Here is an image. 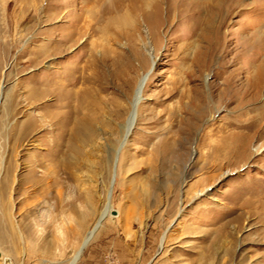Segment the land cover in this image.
Instances as JSON below:
<instances>
[{
	"label": "rangeland",
	"instance_id": "1",
	"mask_svg": "<svg viewBox=\"0 0 264 264\" xmlns=\"http://www.w3.org/2000/svg\"><path fill=\"white\" fill-rule=\"evenodd\" d=\"M76 1L0 0V264H67L77 250L74 264H264V0H215L199 20L178 15L183 0H153L148 20L124 0L121 38L92 32L38 56L68 25L56 8ZM74 65L66 89L92 115L71 141L55 81Z\"/></svg>",
	"mask_w": 264,
	"mask_h": 264
},
{
	"label": "bare ground",
	"instance_id": "2",
	"mask_svg": "<svg viewBox=\"0 0 264 264\" xmlns=\"http://www.w3.org/2000/svg\"><path fill=\"white\" fill-rule=\"evenodd\" d=\"M110 1H112L110 4L107 2V0H80V1H76L75 5H69L68 4L69 1L65 4H63V3L59 4V7L56 8V14L60 15V13L63 12V8L65 10L63 12V14L61 13V18L59 21L60 22H62V21L66 22L67 21L68 25L63 27L64 28L63 30L55 27L54 28L55 37L54 38H48L47 41L45 42V44L42 45L40 51L37 52L36 54L38 56L40 54V56L45 57V56H47L48 52H50V51L57 52V53L65 52L69 47L74 45L83 36H91L92 32H94L96 35L97 34L106 35L107 31L111 30L114 32L115 38H119V37L121 38L123 36V33L121 31H119L118 28L113 29L112 24L117 19V17L119 16V13L123 11L125 3H124V0H110ZM127 1H128V13L127 14H135V13L139 12L145 19L148 20L149 16L152 14L151 11L149 10V8L152 9L153 0H127ZM79 3H80V5H79ZM96 3L99 4L98 8L100 7L99 8L100 13L97 12V14L91 16V12H90L91 7L90 6L92 4L94 5ZM181 5L183 8L179 9V11L177 13H178V15L180 14L179 16L182 17V19L184 16H187V17H194V18H197L199 20V17L201 15L205 14L208 11L211 12L213 6L214 7L217 6V2L215 0H183L181 2ZM171 8L169 7V11H168L169 13L171 11ZM150 31H151V33L156 34V24L150 23ZM83 41H85L83 46L88 47L90 41L87 42L86 38ZM54 43H55V46L53 45ZM146 49H147L146 54H147L148 60H149V66H148L146 72L141 73L139 75L137 82L133 88L131 98L129 101V110H128V113H127V116L125 119V125H123L125 128H127L128 125L130 124V121L132 119V115L135 111V106H137V104L139 103L138 101L140 99L139 98L140 90L142 89V85H143L144 81L149 76L150 70H151L153 62H154V56H152V54H151L152 49L150 48V46H146ZM119 57H121V56L118 54L117 58H119ZM76 65L70 66V68H72V69L68 73H66L63 77L60 76L57 79V83L55 81V84L59 89L57 94L60 97V101H59L60 103L58 102L59 104L56 105V108L60 110L59 113L63 116L62 125L65 128V130H64L65 133L69 134L66 136H68L69 139L71 138L70 139L71 141L84 140L82 138L84 137V134H85V130H86L85 128H87V126H89L88 125V124H90L89 119H91V115H92L91 111H89V113L88 112L85 113L81 110L79 111V108L73 107V105L75 104V101H74V104L72 105L74 91L72 89H68V90L66 89V87L68 85L71 84V86H73L74 84H76L80 78L78 74L76 75V72H78V71L75 72L76 67H79ZM87 67H88L87 65L82 67L84 72H85V68H87ZM83 80L86 83L91 84V86H92V84L98 83V82H96V79H92L90 76L88 77L87 75L83 77ZM86 94L87 93H85L83 95L86 98L84 100L91 104L93 98L87 97ZM56 100H57V98H56ZM58 100H59V98H58ZM89 103H88V105H89ZM61 109H63V110L61 111ZM90 110H91V108H90ZM125 128H124V130H125ZM65 138H67V137H65ZM245 142H246V140L244 141L241 137L233 134L232 135V153H236L240 149L244 148V146L246 144ZM53 155H54V158L57 161H59L58 150H56ZM29 172H30V175H32V178L35 179V181L37 183L38 182L41 183V181H42V183H44L43 181L46 178L45 177L46 175L44 176L45 178L37 176L34 168L30 169ZM52 176L53 175H51V177L49 179L50 181L48 180L51 183L50 186L51 185H53V186L58 185L60 183V179H59L60 177L57 178V177H52ZM29 178H31V176ZM110 181H109V184H110ZM30 182H31V180H30ZM46 183H47V181H46ZM44 187H46V186L44 185ZM56 187H58V186H56ZM41 188H42V186H41ZM90 235H91L90 231L88 233H86V235L84 236V238L82 240L81 246H83L87 243V241L90 238ZM77 252H78V250L74 253L73 257L68 261L67 264L73 263L76 255H77Z\"/></svg>",
	"mask_w": 264,
	"mask_h": 264
},
{
	"label": "water",
	"instance_id": "3",
	"mask_svg": "<svg viewBox=\"0 0 264 264\" xmlns=\"http://www.w3.org/2000/svg\"><path fill=\"white\" fill-rule=\"evenodd\" d=\"M140 92H141V90H140ZM139 98H141L140 97V93H139ZM135 118H136V106H135V111H134V113L132 115V119L130 121V124L128 125L127 128H125V133H124L123 139L121 141V144L119 145L118 149L116 150L114 166H113V174H112V178H111V181H110V186L108 188V197L111 194V189H112V186H113V183H114V179H115V170H116V162H117L118 150L120 149V146H122V144L124 143L126 137L128 136V134L132 130V128L134 126ZM76 257H77V255H76ZM76 257H75V260H76ZM75 260L73 261L72 264H74Z\"/></svg>",
	"mask_w": 264,
	"mask_h": 264
}]
</instances>
